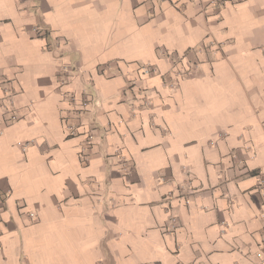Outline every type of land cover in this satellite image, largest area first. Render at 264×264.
I'll return each mask as SVG.
<instances>
[{
  "label": "crops",
  "instance_id": "obj_1",
  "mask_svg": "<svg viewBox=\"0 0 264 264\" xmlns=\"http://www.w3.org/2000/svg\"><path fill=\"white\" fill-rule=\"evenodd\" d=\"M211 1L0 0V264H264V0Z\"/></svg>",
  "mask_w": 264,
  "mask_h": 264
},
{
  "label": "built area",
  "instance_id": "obj_2",
  "mask_svg": "<svg viewBox=\"0 0 264 264\" xmlns=\"http://www.w3.org/2000/svg\"><path fill=\"white\" fill-rule=\"evenodd\" d=\"M156 2L159 0H155ZM226 4V0H212L210 2V4L208 5V9L212 8L213 10H216L220 13V11L225 7ZM34 36L35 37H41L42 36V32L37 28L34 29ZM214 45V44H213ZM170 63H171V70H170V75L172 77V81L170 83V87L174 88L177 87L178 84L180 83V81L189 79L191 77L194 76L195 70L197 69V65L194 63H191L189 61H187L185 59V57H173V56H167ZM144 74L146 75H150L151 73H154L155 70L153 68H151V66H147L143 69ZM63 73H69V70L67 68H65L63 70ZM65 82H62V87H65ZM63 98L68 100V102L72 105H77V104H81L82 106H88V104H90L89 99L87 97L83 98L82 100H78L77 97L74 94L71 93H66L63 92ZM12 97L8 96L3 98L2 101H0V111L2 112V116L3 118L1 119V123L5 124L6 126H9L15 122H17V118L16 116L13 114V110H14V105L12 102ZM144 104L145 105H150V102L148 99H144ZM69 133L71 136L76 134V129L73 128H68ZM92 137L89 136L87 138V146H90L91 142H92ZM82 157L85 159V161H88L89 159V152L88 149H86V151H82ZM121 161L123 162V170L126 172V174H129L130 168L128 165V161L125 159L124 156H121ZM261 185H264V181H260ZM183 186H179L178 190L179 191H183ZM171 197L172 193L169 195ZM0 213H1V207H0ZM29 219L31 222H36L37 221V215L35 212H31L29 213ZM178 223V220L176 217H171L170 218V225L168 227V231L169 233L173 232L176 228V225Z\"/></svg>",
  "mask_w": 264,
  "mask_h": 264
}]
</instances>
